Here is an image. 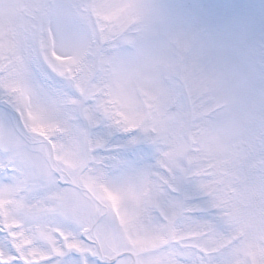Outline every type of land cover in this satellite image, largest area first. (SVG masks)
<instances>
[{"label": "snow or ice", "instance_id": "1", "mask_svg": "<svg viewBox=\"0 0 264 264\" xmlns=\"http://www.w3.org/2000/svg\"><path fill=\"white\" fill-rule=\"evenodd\" d=\"M0 264H264V0H0Z\"/></svg>", "mask_w": 264, "mask_h": 264}, {"label": "rangeland", "instance_id": "2", "mask_svg": "<svg viewBox=\"0 0 264 264\" xmlns=\"http://www.w3.org/2000/svg\"><path fill=\"white\" fill-rule=\"evenodd\" d=\"M191 2V0H189ZM196 2L211 5H221V4H240L249 2H258V0H196Z\"/></svg>", "mask_w": 264, "mask_h": 264}]
</instances>
